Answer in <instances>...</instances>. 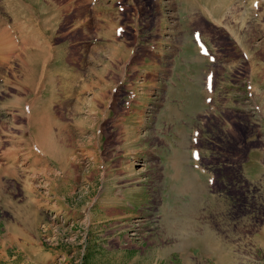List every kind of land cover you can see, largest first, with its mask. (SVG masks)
Segmentation results:
<instances>
[{
	"label": "rangeland",
	"instance_id": "obj_1",
	"mask_svg": "<svg viewBox=\"0 0 264 264\" xmlns=\"http://www.w3.org/2000/svg\"><path fill=\"white\" fill-rule=\"evenodd\" d=\"M91 1L0 0V264H264V0Z\"/></svg>",
	"mask_w": 264,
	"mask_h": 264
},
{
	"label": "bare ground",
	"instance_id": "obj_2",
	"mask_svg": "<svg viewBox=\"0 0 264 264\" xmlns=\"http://www.w3.org/2000/svg\"><path fill=\"white\" fill-rule=\"evenodd\" d=\"M179 1V0H178ZM188 3H189V1L188 0H186ZM202 1V0H201ZM245 1H247V0H245ZM56 2V1H55ZM58 2V1H57ZM48 3V2H47ZM158 3V2H157ZM162 3L165 5V0H162ZM166 3H167V9H169V7H168V1H166ZM56 4V3H55ZM58 4V3H57ZM98 3L97 2H95L94 0H92L91 1V6L90 7H94L95 5H97ZM191 4V3H190ZM195 4V3H194ZM163 5V6H164ZM171 5V4H170ZM188 5V4H187ZM202 5H204V4H202ZM205 6V5H204ZM53 7V6H52ZM55 7V6H54ZM210 11H211V13H212V20H215L216 19V17L214 16L215 14L212 12V10L210 9V7H208V6H206ZM56 8V7H55ZM183 8V7H182ZM48 9L49 10H51V7H48ZM97 8H94L93 10H96ZM218 8H215V10H217ZM200 10H201V12L203 11V8H201V6H200ZM172 11V10H171ZM103 13H104V10L102 11ZM120 14V13H119ZM18 15H21L23 18L25 17L24 16V12H23V9L22 8H20L19 9V11H18ZM96 15V14H95ZM94 15V16H95ZM172 16H175V14H171ZM170 15V16H171ZM49 16H50V14L46 17V19L47 20H50V19H48L49 18ZM94 16H93V18H94ZM119 16V15H118ZM123 16V15H122ZM29 17H31L34 21H36L37 19L35 18V17H33V13H31L30 12V16H28V18ZM13 21H15V25L18 27V30L21 32V34H22V32H23V24L21 23V22H19L16 18H14L13 19ZM25 21V20H24ZM163 21H164V19L162 18V23H161V25H163L164 23H163ZM39 22H40V20H39ZM41 23V22H40ZM167 25H168V22L166 23ZM120 25V24H119ZM34 28H37V27H34ZM118 28H119V26H118ZM6 29V28H5ZM47 29V28H46ZM7 30V29H6ZM8 30H9V28H8ZM16 30V29H15ZM37 30H38V28H37ZM11 31V30H10ZM29 31V30H28ZM164 31V30H163ZM12 32V31H11ZM16 32H18V31H16ZM25 32V31H24ZM118 32H119V30H118ZM168 32V31H167ZM5 33H7V37H8V39H10V35H9V33H8V31H5V30H3L2 28H1V33H0V35H4ZM107 33V32H106ZM168 33H170V32H168ZM13 34H15V33H13ZM25 34H26V32H25ZM115 35V34H114ZM157 35V34H156ZM15 36V35H14ZM34 36V35H33ZM33 36H31V37H29V38H26L24 35H22L21 36V38H22V43L23 42H25V41H32V42H36L37 41V39H34L33 38ZM161 36V35H160ZM168 36V35H167ZM172 36V35H171ZM3 38V37H2ZM4 38H5V36H4ZM13 38V37H12ZM177 38V37H176ZM16 39V38H15ZM161 44H163V45H160V46H157V45H154L155 43L154 42H156L157 41V39L156 38H154L153 39V41L151 42V44L149 45V47H150V49H152L153 51L154 50H156V52H161L162 53V58H166L167 56H169V53L170 52H172L173 53V51H176L178 48H179V46H180V44H182V42H181V39L179 38V39H175V40H173V38H170L169 36L168 37H166V36H163L162 35V37H161ZM17 41V40H16ZM239 41V40H238ZM244 41V40H243ZM6 42H7V40H6ZM10 42V41H9ZM13 42V41H12ZM38 42V41H37ZM150 42V41H149ZM2 43V42H1ZM26 43V42H25ZM39 43V42H38ZM5 44V43H4ZM4 44H2L3 46H4ZM11 44V43H10ZM16 44V43H15ZM28 44H32V45H30V47H34V48H37L36 47V44L35 43H28ZM7 45V44H6ZM13 45V44H12ZM15 47H16V45H15ZM195 47H196V51H197V54H200V55H203V56H205V55H207L206 53L210 50L209 49V47H208V45L206 44V42H205V40L204 39H202V38H200V41H197L196 42V45H195ZM4 48V47H3ZM5 48H6V46H5ZM22 48V47H21ZM183 48H185V47H183ZM186 49V56H188V51H190L189 50V48H185ZM12 50V49H11ZM118 50V49H117ZM151 50V51H152ZM6 51H7V49H6ZM32 52H29V54H28V56H27V60H28V62H30V60H33V59H36V61H38L39 60V58L41 57V53L39 54V51L40 50H31ZM35 52V53H34ZM118 53H119V50H118ZM114 54V53H113ZM196 54V55H197ZM172 55V54H171ZM26 56V55H25ZM216 57V56H215ZM214 58V57H213ZM212 58V59H213ZM196 60H200L199 59V57H197L196 56ZM210 60V59H209ZM27 62V61H26ZM147 64V63H146ZM150 64V63H149ZM148 69V68H147ZM32 71V70H31ZM210 73V72H209ZM211 75H213L212 73H211ZM211 75H209V78H210V81H211V79L213 80V78L212 77H210ZM207 78V77H206ZM208 82H209V80H208ZM210 85H212L211 83H210ZM214 86V85H213ZM212 86V87H213ZM209 88H208V90H206L207 92H208V94H210V86H208ZM207 88V87H206ZM212 90V89H211ZM205 101L206 102H211V96L210 95H208V97H207V95H206V99H205ZM35 124V125H34ZM33 125H34V128H36L37 129V131H39V127H38V125H37V121H36V117H34L33 118ZM39 143H41V141H39ZM168 171V170H167ZM169 181H173V185H172V188L171 189H173V190H175L174 188H173V186H174V183H175V179L174 178H172V173H171V171L169 170Z\"/></svg>",
	"mask_w": 264,
	"mask_h": 264
},
{
	"label": "crops",
	"instance_id": "obj_3",
	"mask_svg": "<svg viewBox=\"0 0 264 264\" xmlns=\"http://www.w3.org/2000/svg\"><path fill=\"white\" fill-rule=\"evenodd\" d=\"M234 258V257H233ZM235 259V258H234Z\"/></svg>",
	"mask_w": 264,
	"mask_h": 264
}]
</instances>
